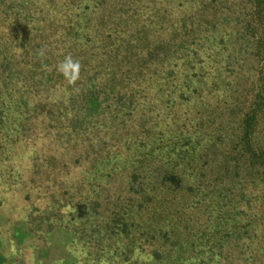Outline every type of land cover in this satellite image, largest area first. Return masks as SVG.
<instances>
[{
  "label": "rangeland",
  "instance_id": "374dc122",
  "mask_svg": "<svg viewBox=\"0 0 264 264\" xmlns=\"http://www.w3.org/2000/svg\"><path fill=\"white\" fill-rule=\"evenodd\" d=\"M3 237L264 264V0H0Z\"/></svg>",
  "mask_w": 264,
  "mask_h": 264
},
{
  "label": "crops",
  "instance_id": "0c3cea01",
  "mask_svg": "<svg viewBox=\"0 0 264 264\" xmlns=\"http://www.w3.org/2000/svg\"><path fill=\"white\" fill-rule=\"evenodd\" d=\"M14 238H20L11 236ZM0 264H77L66 245L36 244V240L0 239Z\"/></svg>",
  "mask_w": 264,
  "mask_h": 264
}]
</instances>
